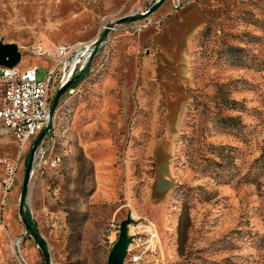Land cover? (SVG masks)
Segmentation results:
<instances>
[{
  "label": "rangeland",
  "instance_id": "obj_1",
  "mask_svg": "<svg viewBox=\"0 0 264 264\" xmlns=\"http://www.w3.org/2000/svg\"><path fill=\"white\" fill-rule=\"evenodd\" d=\"M155 1L0 0V39L43 79L59 44ZM182 2L115 25L61 95L60 160L33 167L23 203L48 260L19 214L34 141L0 126V264H107L128 216L145 252L123 264H264V0Z\"/></svg>",
  "mask_w": 264,
  "mask_h": 264
},
{
  "label": "built area",
  "instance_id": "obj_2",
  "mask_svg": "<svg viewBox=\"0 0 264 264\" xmlns=\"http://www.w3.org/2000/svg\"><path fill=\"white\" fill-rule=\"evenodd\" d=\"M171 3L174 11H178L183 6L182 0H171ZM107 27L108 24L102 25L104 30ZM100 36L98 34L89 41L59 44L53 50L56 53L55 60L43 79L38 78L35 66L24 68H20L19 65L10 68L0 67L1 130L14 136L22 149L33 142L46 126L50 110L51 91L55 82L58 81L59 83L84 70L100 48L97 44ZM51 129L52 125L36 148L33 167L41 165L55 167L60 160L58 155L46 156L45 140ZM13 181L14 168L9 167L6 190L10 188ZM143 229L147 236V242L151 246L157 238V232L151 225H144ZM129 234L132 239L128 244L127 254L130 255V260L136 263L142 260V255L145 252L144 248L139 247V244L142 243V236H137L135 232H129ZM18 242H16V246L19 251Z\"/></svg>",
  "mask_w": 264,
  "mask_h": 264
},
{
  "label": "water",
  "instance_id": "obj_3",
  "mask_svg": "<svg viewBox=\"0 0 264 264\" xmlns=\"http://www.w3.org/2000/svg\"><path fill=\"white\" fill-rule=\"evenodd\" d=\"M161 2L162 0H156L153 6H151L146 11L141 12L140 14L126 15L116 20L110 21L108 23V27L103 31L100 38L98 39L97 44L101 46L102 42L105 40V38L109 34L111 28H113L115 25L124 23L126 21L134 20L136 18L145 17L148 14H150ZM21 57H22L21 52L19 51L18 45L16 43L3 42L0 39V67H5V68L14 67L20 63ZM80 74L81 73H76L68 77L67 79L62 80L61 82L58 83L56 87V90L51 99L49 116H48L46 126L44 127V129L40 132V134L37 136V138L33 142L31 153H30V158H29L26 170H25L24 181H23L22 191L20 195L19 214H20L21 221L24 224L25 232L33 236L38 247H40V249L43 251L46 260H48L46 242L43 239V237H41L37 232L30 229V225L23 211V203H24L26 190L28 187L29 178L33 170V161H34L36 148L51 128L55 110H56V107H57V104L59 102L61 95L65 92V90H67V88L71 87V85H73L77 81ZM133 222H134V218L132 216H128L125 220L121 221L119 236L108 255L107 264H123L124 258L127 254L128 244L132 239V236L128 233L129 232L128 225ZM17 241H19V239H17Z\"/></svg>",
  "mask_w": 264,
  "mask_h": 264
},
{
  "label": "trees",
  "instance_id": "obj_4",
  "mask_svg": "<svg viewBox=\"0 0 264 264\" xmlns=\"http://www.w3.org/2000/svg\"><path fill=\"white\" fill-rule=\"evenodd\" d=\"M80 77H81V74L79 75L77 81L73 85H71V87L74 86L79 81ZM26 218H27V221L30 225V229L38 233V230H37L35 224L32 223V220L30 219V217L28 215H26Z\"/></svg>",
  "mask_w": 264,
  "mask_h": 264
}]
</instances>
